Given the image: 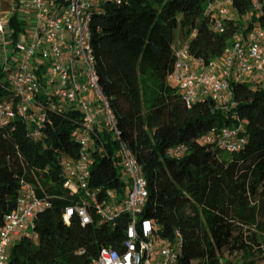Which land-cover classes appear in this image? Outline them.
<instances>
[{
  "label": "trees",
  "instance_id": "obj_1",
  "mask_svg": "<svg viewBox=\"0 0 264 264\" xmlns=\"http://www.w3.org/2000/svg\"><path fill=\"white\" fill-rule=\"evenodd\" d=\"M208 3L122 0L105 4L92 21L100 86L119 120L121 141L130 146L147 179L141 218L150 219L160 237L173 239L181 232L179 264H234L222 261L225 251H262L264 244V83L231 81L236 106L228 111L210 98L188 106L180 92L166 91L178 38L193 56L209 63L224 54L239 30L264 24V0H233L240 18L226 20L218 32L204 14ZM7 25L15 42L27 23L14 11ZM148 72L155 80L145 96L142 76ZM9 93L0 68V101ZM239 122L246 142L229 159L219 147L201 142L210 130ZM80 126L79 110L58 107L47 112L39 138L22 118L0 127V148L9 144L16 154L15 160L0 162V225L17 207L22 180L49 201L30 235L11 247L9 264H94L102 246L124 250L129 214L112 223L100 221L93 211L88 224L77 214L65 218L75 198L64 187L63 162L80 154ZM119 144L105 130L95 135L88 186L99 190L100 199L107 190L123 197L131 188ZM180 146L186 148L177 156L173 150Z\"/></svg>",
  "mask_w": 264,
  "mask_h": 264
},
{
  "label": "built area",
  "instance_id": "obj_2",
  "mask_svg": "<svg viewBox=\"0 0 264 264\" xmlns=\"http://www.w3.org/2000/svg\"><path fill=\"white\" fill-rule=\"evenodd\" d=\"M2 1L0 68L9 82L10 97L0 101V127L22 118L30 134L39 138L49 110L58 107L79 110L80 154L63 162L64 187L75 198L74 205L66 208L65 218L68 220L77 214L82 224H88L93 221L92 211L103 222H115L123 213L131 218L124 250L102 246L94 264H179L183 248L181 232L177 230L173 239L160 237L154 223L141 218L148 197L147 179L130 146L121 141L119 120L99 83L92 41L93 17L105 4L122 0L22 1V7L34 11L35 22L30 21V16L19 15L27 26L15 42L10 38ZM232 4L233 0H209L204 14L214 30L223 32L225 21L236 18ZM174 53L171 76L179 84L188 106L210 98L218 108L228 111L236 106L231 81L264 83V24L248 31L239 30L224 54L209 63L193 56L187 42L175 43ZM98 130H105L112 139L120 141L122 169L131 183L123 197L107 190L100 199L99 190L88 186ZM243 130L241 122L220 130L212 129L202 136L201 142L239 151L246 142ZM185 148L177 147L173 153L179 156ZM48 206V199L39 197L30 182L21 181L17 207L4 216L0 225V264L10 263L13 240L30 235L36 219Z\"/></svg>",
  "mask_w": 264,
  "mask_h": 264
},
{
  "label": "rangeland",
  "instance_id": "obj_3",
  "mask_svg": "<svg viewBox=\"0 0 264 264\" xmlns=\"http://www.w3.org/2000/svg\"><path fill=\"white\" fill-rule=\"evenodd\" d=\"M22 1H25V0H3L2 1L3 15L8 17V15L12 14L14 11H17L20 16H30L31 17L30 21L32 23L35 22L34 11L22 7V3H23ZM235 16L237 17L238 15H236L235 13ZM238 18H240V16H238ZM247 18H245L243 22L246 21ZM182 40L183 38H178V40L176 41V44H180ZM8 52H10V50H8ZM154 80H155L154 75L151 74L150 72L142 76V88H143L145 96H148L151 89L153 88ZM166 91L168 93L180 92L179 84L175 81V79L172 76H170L167 79ZM71 105H74V104H71ZM145 105H148L146 102V99H145ZM64 106L65 108H67L68 103L65 102ZM221 150L223 151L222 157L225 159H229L231 156V153L238 152V151L227 150V149H221ZM9 157L15 160L16 154L13 148L9 144H7L4 147L0 148V162L5 161ZM124 177L125 179L129 180L128 176L125 173H124ZM15 242L16 241L13 240L11 245L13 246ZM261 249L262 251H258L259 249H256L254 252H248V253L247 252L240 253L238 251L231 253L229 251H225L224 256L222 257V261L224 262L225 259H228L234 264H239L243 261H252L254 264H264V244Z\"/></svg>",
  "mask_w": 264,
  "mask_h": 264
}]
</instances>
